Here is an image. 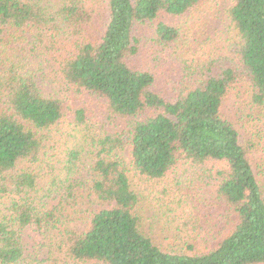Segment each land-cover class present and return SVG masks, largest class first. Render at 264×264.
<instances>
[{
    "label": "trees",
    "instance_id": "obj_1",
    "mask_svg": "<svg viewBox=\"0 0 264 264\" xmlns=\"http://www.w3.org/2000/svg\"><path fill=\"white\" fill-rule=\"evenodd\" d=\"M203 1L0 0V264H264V0H228L234 60L167 89L151 53ZM136 179L180 187V244L143 219Z\"/></svg>",
    "mask_w": 264,
    "mask_h": 264
},
{
    "label": "rangeland",
    "instance_id": "obj_2",
    "mask_svg": "<svg viewBox=\"0 0 264 264\" xmlns=\"http://www.w3.org/2000/svg\"><path fill=\"white\" fill-rule=\"evenodd\" d=\"M228 2V0H204L203 3L185 17L177 18L173 21V24L180 32L179 39L175 43L165 47H157V51L151 50L152 54H158L162 58H169L173 64L170 69L171 72L167 74L169 78L164 77L163 79L167 84V89L173 87L174 82H177L181 76L186 77L188 75L185 74L187 70H190L188 67H192V70L195 69L205 57H214L222 54L224 57H228V60H234L233 52L229 47L232 38L230 39L228 33V18L226 15ZM39 45V42H36V46L39 47L37 51L33 50V44L25 43L22 45V47L26 48L22 52L23 55L29 57V60H36L42 53L46 56L53 54L47 51V47H49L48 41L44 46ZM39 76L41 75L39 74ZM48 79L46 78L45 82H48ZM51 88L50 85L43 87L46 91H51ZM235 108V98L231 95L224 102L223 115L234 121L241 133L249 135L252 123L246 116L241 118ZM256 140H259V138H256ZM261 157V152H257L254 159L258 161ZM79 180L84 181L86 177L82 176ZM173 184L171 179H167L164 182H146L142 179H136L134 182V188L142 197L143 219L148 224L153 223L161 227L165 226L164 230L156 231L155 235L161 240L159 242L166 240L164 243L167 245L171 242L180 244L183 241L182 238L172 237L169 239L168 236L173 232L168 230V228L174 230V225L178 226L182 223V213H186L188 215L187 218L189 217V213L180 204V187ZM148 228L147 225L146 229ZM25 238L30 245L39 239L38 235L31 230L26 232Z\"/></svg>",
    "mask_w": 264,
    "mask_h": 264
}]
</instances>
